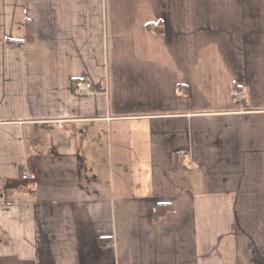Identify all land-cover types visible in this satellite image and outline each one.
<instances>
[{"label": "crops", "instance_id": "1", "mask_svg": "<svg viewBox=\"0 0 264 264\" xmlns=\"http://www.w3.org/2000/svg\"><path fill=\"white\" fill-rule=\"evenodd\" d=\"M0 264H264V0H0Z\"/></svg>", "mask_w": 264, "mask_h": 264}, {"label": "trees", "instance_id": "2", "mask_svg": "<svg viewBox=\"0 0 264 264\" xmlns=\"http://www.w3.org/2000/svg\"><path fill=\"white\" fill-rule=\"evenodd\" d=\"M162 22H149L147 23L146 25V28L150 31H153V32H160L162 31ZM27 25V30H28V33H27V39L28 40H32V36H33V28H32V25H30L29 23L26 24ZM160 27L162 29H160ZM160 29V30H159ZM15 41V40H13ZM172 209V205L169 204V203H160L156 206L155 210H154V213H153V216L154 218H158L160 217L162 214L165 213V211H170Z\"/></svg>", "mask_w": 264, "mask_h": 264}, {"label": "built area", "instance_id": "3", "mask_svg": "<svg viewBox=\"0 0 264 264\" xmlns=\"http://www.w3.org/2000/svg\"><path fill=\"white\" fill-rule=\"evenodd\" d=\"M233 94L237 97L241 95L240 91H238V90L234 91ZM31 177H32V175H31L30 171H26L22 175V179H27V178H31Z\"/></svg>", "mask_w": 264, "mask_h": 264}]
</instances>
